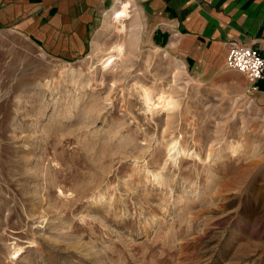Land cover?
I'll list each match as a JSON object with an SVG mask.
<instances>
[{
  "label": "rangeland",
  "instance_id": "1",
  "mask_svg": "<svg viewBox=\"0 0 264 264\" xmlns=\"http://www.w3.org/2000/svg\"><path fill=\"white\" fill-rule=\"evenodd\" d=\"M140 2L74 59L0 31V264H264L256 83L193 79Z\"/></svg>",
  "mask_w": 264,
  "mask_h": 264
},
{
  "label": "crops",
  "instance_id": "2",
  "mask_svg": "<svg viewBox=\"0 0 264 264\" xmlns=\"http://www.w3.org/2000/svg\"><path fill=\"white\" fill-rule=\"evenodd\" d=\"M115 0H0V31L27 37L58 59L84 55L98 19ZM111 10V9H110ZM145 28L170 46L193 79L216 80L231 72V43L264 55V0H141ZM244 89L250 84L243 75ZM264 109V78L250 91Z\"/></svg>",
  "mask_w": 264,
  "mask_h": 264
},
{
  "label": "built area",
  "instance_id": "3",
  "mask_svg": "<svg viewBox=\"0 0 264 264\" xmlns=\"http://www.w3.org/2000/svg\"><path fill=\"white\" fill-rule=\"evenodd\" d=\"M226 68L242 73L255 84L264 78V55L252 47L231 43Z\"/></svg>",
  "mask_w": 264,
  "mask_h": 264
},
{
  "label": "bare ground",
  "instance_id": "4",
  "mask_svg": "<svg viewBox=\"0 0 264 264\" xmlns=\"http://www.w3.org/2000/svg\"><path fill=\"white\" fill-rule=\"evenodd\" d=\"M117 3H119V2H117ZM119 14L121 15L122 12H120ZM111 51H112L111 53H117V54L120 53L119 49H118L116 46L113 47ZM112 61H113V55L110 54V55H109L108 57H106L102 62H103L105 65H108V64H110ZM158 101H159L158 104H160V103H163V104H166V105H168V104L171 105V104H172L171 101H170L169 99L165 98V97H159V98H158ZM145 102H146V105H148V106H154V104L151 103V100L149 99L148 94H145ZM158 104H157L156 106H158ZM154 107H155V106H154Z\"/></svg>",
  "mask_w": 264,
  "mask_h": 264
}]
</instances>
